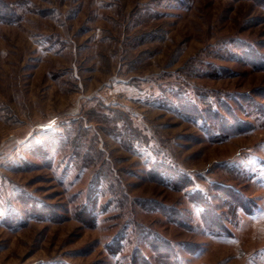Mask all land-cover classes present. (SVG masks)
Here are the masks:
<instances>
[{
	"label": "rangeland",
	"instance_id": "obj_1",
	"mask_svg": "<svg viewBox=\"0 0 264 264\" xmlns=\"http://www.w3.org/2000/svg\"><path fill=\"white\" fill-rule=\"evenodd\" d=\"M0 2V264H264V0Z\"/></svg>",
	"mask_w": 264,
	"mask_h": 264
},
{
	"label": "trees",
	"instance_id": "obj_2",
	"mask_svg": "<svg viewBox=\"0 0 264 264\" xmlns=\"http://www.w3.org/2000/svg\"><path fill=\"white\" fill-rule=\"evenodd\" d=\"M12 16V13L9 11V6L4 3V2H0V18H6V19H10ZM185 181H187V183H185L184 185H187V184H190L192 183V181H190L188 178L186 179L185 178ZM94 192L93 193H90V196L92 195V197L94 196ZM198 204H200L203 208L205 206H207V203H208V200H206L205 198L202 199L200 196L198 195H195L194 198H193ZM233 206L236 204V206L239 208L242 207V203L240 201H233ZM94 217L95 215L92 213H90V219L94 221ZM116 240V239H115ZM114 240V241H115ZM111 245H115V244H111ZM157 247H154V249L156 248V253L158 256H160V263L161 264H169V260L170 257H169V250L167 248H159L160 246L156 244ZM118 250V249H117ZM115 251H116V248H115ZM133 264H146L145 263V260L142 259L141 257L138 258V257H135V262H133Z\"/></svg>",
	"mask_w": 264,
	"mask_h": 264
},
{
	"label": "snow or ice",
	"instance_id": "obj_3",
	"mask_svg": "<svg viewBox=\"0 0 264 264\" xmlns=\"http://www.w3.org/2000/svg\"><path fill=\"white\" fill-rule=\"evenodd\" d=\"M229 242H232V241H229Z\"/></svg>",
	"mask_w": 264,
	"mask_h": 264
}]
</instances>
